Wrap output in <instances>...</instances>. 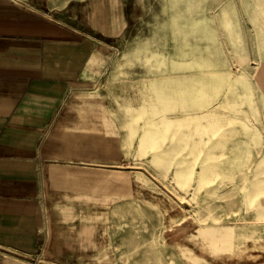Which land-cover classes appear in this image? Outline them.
<instances>
[{"label": "rangeland", "instance_id": "374dc122", "mask_svg": "<svg viewBox=\"0 0 264 264\" xmlns=\"http://www.w3.org/2000/svg\"><path fill=\"white\" fill-rule=\"evenodd\" d=\"M68 1L106 27L75 96L84 157L113 167L18 264H264V0Z\"/></svg>", "mask_w": 264, "mask_h": 264}, {"label": "crops", "instance_id": "0c3cea01", "mask_svg": "<svg viewBox=\"0 0 264 264\" xmlns=\"http://www.w3.org/2000/svg\"><path fill=\"white\" fill-rule=\"evenodd\" d=\"M80 2L59 14L50 0H0V264L23 263L42 245L53 251L58 194L109 177L113 167L84 157L80 140L85 113L75 93L107 52L105 24L92 30L89 11L73 20L85 10Z\"/></svg>", "mask_w": 264, "mask_h": 264}]
</instances>
